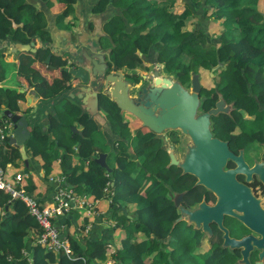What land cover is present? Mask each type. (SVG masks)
<instances>
[{
  "label": "flooded vegetation",
  "instance_id": "af4514ba",
  "mask_svg": "<svg viewBox=\"0 0 264 264\" xmlns=\"http://www.w3.org/2000/svg\"><path fill=\"white\" fill-rule=\"evenodd\" d=\"M53 1L50 4L49 0H40L42 10L31 4L32 10L25 5L28 4L25 0H18L13 14L7 15L12 30L4 33L0 40L1 43L6 41L7 45L13 42L23 44L33 42L30 48L34 49V52H11L15 57V64L18 68L21 57L27 55L32 60L33 67L39 70L47 83L50 85L62 83L61 90L56 94L58 95L75 85L86 86L88 75L86 72L82 73L86 77L84 82L80 83L79 79L71 82L68 72L72 65L66 55L51 54L49 62H46V58L50 54L49 42L52 41V35L48 28L52 29L55 23L59 30L68 32L67 36L70 39L66 38L64 43L69 47L76 43L82 35L85 39L88 38L92 45L96 43V38L90 35L94 31V25L88 20H84L82 23L85 24L84 31L88 34H82L79 31L78 37L76 28L80 24V20L75 14L76 0ZM230 1L239 2L240 14L235 17V20L231 18L232 12L229 10L224 11L220 18H216L215 12L211 10L213 6L210 5L203 30L208 42L211 33L217 34V40L214 42L216 45L211 44L215 49L218 46V37L223 32L226 40L238 41L237 59H231L227 54L222 61H216L214 64L213 56L205 54V65L209 64V67L205 69L208 77L207 82L212 81V83L205 87L202 85L199 93L201 111L204 112L213 108L220 97L223 100V110L216 115L210 114V121L213 136L223 142L227 148L225 172L216 174L212 172L208 177L207 184L198 183V178L191 170L192 165L187 167L184 164V159H187L184 156L187 146L186 136L177 129H168L161 135L155 134L147 127L142 126V123L133 115L121 111L116 103L103 93L102 87L98 92V106L100 113L110 123L114 133L115 138L111 140V145L113 153H116L115 166H109L107 157L110 153L107 151L110 147L105 144L106 140L102 132L98 130L97 124L89 118L86 109H84L88 107V103L87 105L82 103L76 95L73 97L83 109L76 108L79 122L74 127L78 132H73L67 138L74 133L83 138L91 137L93 142L96 141L97 136L103 138L107 149L99 150L93 144L94 152L91 156L79 158L82 165L80 169L90 168V162L96 163L94 159L98 157L99 153H107L106 163L111 170L96 163L95 171L98 176L103 175L111 178L112 181L109 184L112 189H108V184L104 187L106 194L111 199L115 191L118 193L121 191L117 186L118 176L121 174L140 182L134 173L135 163L143 172L140 190L146 201L149 202L152 198L157 197L159 210L168 209L172 216L171 220L162 221L163 226H169L170 230H178L183 227L192 231L194 240L207 242L212 249L209 253L212 256L227 257L232 259V264H234L242 257V254H245L248 255L250 264H256L260 250L253 243L241 248L230 246L228 242L224 243L226 237L224 235L228 234V237L234 240L245 237L256 240L264 235V0H226V2ZM214 2L217 1L208 0L209 4ZM110 3L113 10L112 17L104 23L103 34L97 37L100 48L108 50V53L103 55L107 64L104 70V80L109 73H121L122 80L130 83V93L134 94L141 84L139 74L148 72L151 69L150 63L156 62L155 60H158L164 73L177 74L178 71H170L167 66L172 65L180 70L181 55L175 54V47L179 48V45L169 46L172 53L166 54L164 51L166 43L162 41L163 47L160 53L155 54V44L152 45L148 37H146V42L141 40V43L138 44L137 40L143 33L139 32L137 25L131 24L133 21L131 10L127 12V17L124 19L125 7L122 4H116L114 0H98L92 7V13L103 12ZM172 8L173 6L168 7V9ZM172 11L175 14L181 13L180 9H172ZM18 15L20 17H17ZM189 18L191 22L187 30L196 32L197 29H202L203 20L197 14L196 9L191 10ZM35 21H38V24L34 27ZM29 26L33 27L29 29ZM134 31L137 32L134 34ZM15 32L16 36L11 37V34ZM248 34L250 35L249 43L246 42ZM213 36H215L214 33ZM226 45H229L227 41ZM186 46L184 49L186 52L183 54L194 60L197 51L192 45ZM4 48L9 49L8 47ZM92 55L99 58V54L96 52H93ZM0 56L4 61L3 50L0 51ZM192 72L198 71L190 69L186 75H183V78L179 76L176 78L183 86L190 88ZM38 85L31 84L32 91L38 94L39 98H43L38 93ZM93 89L94 87L90 91ZM21 94L23 95V93ZM50 129H52V125ZM123 131H128L129 134L125 135ZM52 140L54 141V139ZM56 141L54 142L58 144L59 139ZM171 157L175 162H171ZM120 164H123V167ZM154 181L157 184L152 187ZM111 193L113 194L110 195ZM83 194L91 196L87 193ZM218 202L221 203L223 209L239 215L241 219L227 212L213 211L212 207ZM122 204L124 202H114V212L117 213L123 209L125 212L129 210L124 215L133 221L134 202L128 203L127 209L125 204ZM197 206L199 207L197 208ZM107 208L110 212V204ZM203 226L207 228L206 232L202 231ZM223 244L225 247H222ZM261 261L264 264V257Z\"/></svg>",
  "mask_w": 264,
  "mask_h": 264
},
{
  "label": "trees",
  "instance_id": "16d2710c",
  "mask_svg": "<svg viewBox=\"0 0 264 264\" xmlns=\"http://www.w3.org/2000/svg\"><path fill=\"white\" fill-rule=\"evenodd\" d=\"M132 1V3H136V0ZM216 1L209 4L208 0H165L159 10L148 13L149 19H156L153 26L150 25V20L144 21L141 9L131 7L132 20L135 24L140 23L139 27L143 28L139 31L143 34L138 38V44L141 43V40L146 42V37H148L152 45H157L158 41L154 39L160 38L154 32H148L147 30L149 28L163 29L161 39L167 44V48L169 46L172 47L173 44L179 45V48L175 47V54L177 56L181 55L180 60L188 63L183 66L181 65L180 70L172 65L167 66L170 71H178L174 76L181 78L190 69L200 72L202 70L206 71L205 69L209 67V64L205 65V54L213 56L214 64L216 61H222L227 54L230 55L231 59H237L238 41H234L233 39L226 40L224 32L219 33L218 46L215 49L211 44L205 46L207 37L203 30L204 23H202V29H197L196 32L187 30L186 22L191 21L189 14L193 9L200 12L203 22H205L209 15L210 10L208 6L210 5L213 6L211 10L215 12L216 18H220L226 10L232 12L230 16L234 20L240 14L238 1ZM17 2L18 0H0V38L4 36V33L6 34L12 30L7 15L13 14ZM174 3L180 9L181 13L178 15L172 9H168ZM25 5L33 10L31 4ZM17 17H20V15ZM33 24L35 27L38 21H35ZM148 24L149 26H147ZM32 27L29 26L28 28L31 29ZM15 34L16 32L11 34V37H15ZM249 39L250 35L248 34L246 37L247 43H249ZM226 41L229 43L228 46L226 45ZM184 43H189L197 51L194 60L189 59V56L183 54L186 52L184 49L187 47ZM186 58H188V61H186ZM17 72L24 79L19 82L39 84L37 90L44 99L54 97L63 86L62 83L55 85L47 83L44 76L39 73V70L33 67L32 60L27 55L21 57V63L17 68ZM5 76L6 71L3 68L2 57L0 56V82L4 80ZM22 99L23 95L20 92L16 90L12 91L10 87L0 86V127L3 121L8 119L4 114V110L9 109L12 112H20L18 103ZM51 136L59 139V143L56 144L57 147H63V153L59 159L60 164L64 166V170L60 174L64 178V183L78 194L87 193L94 198H102L98 204V208H102L101 205L103 202H106L104 199L108 196L104 187L108 184V189H112L109 184L112 181L111 178L103 175L98 176L95 171L96 163L93 161L89 164L90 168L86 170L78 168L79 158H87L94 152L93 139L91 137H80L76 133L68 138L65 137L61 125L56 123L53 118ZM7 140L8 138L6 137L3 141H0V160L2 152H7L10 162L16 163L22 161L19 150L14 147L9 148ZM61 142L62 144H60ZM54 146L55 142L52 138L49 139L47 134L42 132L39 127L31 130L30 137L25 144L26 151H30L34 155H42L45 161L43 165L44 169L51 165V158L48 159V152ZM1 164L5 166L3 163ZM120 166L123 167V164H120ZM16 175L20 176V182L27 192L34 195L37 199L42 196L45 182L39 180L36 174L18 172ZM46 178L48 179L47 176ZM156 184L154 181L152 187ZM117 186L121 191L125 192L121 193L122 195H116L115 191L110 202V213L106 212L99 214V216L113 220L115 223L113 226L114 230L117 228L122 229V224L125 227H133L132 230H124L125 236L119 239L118 244L114 246L113 250H110V247L114 244L109 239L110 229L103 230L104 234L101 239L94 238L91 232L95 231L96 228L93 227L92 223L88 232L85 231L86 225L90 224L91 221V218L85 215L82 224L79 225L78 232L68 231L69 234L65 237L70 246L69 255L62 250L57 252L46 250V248L36 243V237L41 230L36 218L29 212L27 206L22 201L11 199L8 193L0 189V264H104V261L109 256L114 258L116 264H186L190 258L194 261V264H200L190 254L188 243L182 246L181 254H178L174 248L170 247L171 241L175 237L173 235L175 229H165L162 221L165 219L171 220L172 216L168 209L159 210V199L157 197L147 202L140 190V182L127 177L125 174L118 176ZM120 197L125 204L122 205L126 209L128 203L134 202L135 206L132 207L135 210L133 221H130L122 211H120L122 213L114 212V202H119ZM71 210L69 209L72 215L78 213L76 208L73 209L74 211ZM119 210L121 209L119 208ZM126 212L128 213L129 210H126ZM162 212H165V214H162ZM220 258L230 260L227 257Z\"/></svg>",
  "mask_w": 264,
  "mask_h": 264
},
{
  "label": "water",
  "instance_id": "95a60500",
  "mask_svg": "<svg viewBox=\"0 0 264 264\" xmlns=\"http://www.w3.org/2000/svg\"><path fill=\"white\" fill-rule=\"evenodd\" d=\"M25 2L33 5L34 1L25 0ZM97 2L98 0H76V4H74L75 14L80 20V24L76 28L77 35L79 37V31L82 34H88L84 31L85 24H82L84 20L93 22L94 31L90 35L96 38L94 45L90 43L88 38L85 39L84 35H82L71 47L66 46L64 40L66 38L70 39L67 36L68 32L59 30L55 23L52 29L48 28L52 35V41L49 42L50 54L46 58V62H49L51 54L55 56L66 55L72 65V68L68 72L70 74V81L79 79L80 83L84 82L86 77L82 73L86 72L88 75L86 86L75 85L69 90L60 92L55 97L49 99L35 98L31 101L28 94L33 97L34 95L38 96V94L32 91L29 82H25L26 89L19 91L27 93L26 106L31 105L33 109L21 110L18 113L12 112L9 109L4 110L6 117L13 123L7 144L9 148L14 147L19 150L24 164L23 172L27 174L34 167L32 165L34 159L31 157V153L26 151L25 147L31 130L39 127L51 139V132L49 131L52 125L51 119L53 118L60 123L55 110V105L58 102L63 99L68 100L83 109L73 97L75 95L81 99L82 103L86 105L88 103V107L84 109H86L89 118L97 124L98 130L102 132L106 140L105 144L110 147L109 151L113 152L111 140L115 138L114 133L112 132L110 123L100 113L98 106V92L101 87L104 89L103 93L115 102L121 111L133 115L142 123V126L147 127L155 134L161 135L168 129L180 130L187 140L184 152V156L187 159H184V164L187 167L192 165L191 170L198 178V183L207 184L209 181L208 177L211 176L212 172L215 174L225 172L224 165L228 156L226 152L227 148L223 142L213 136L210 121V114L216 115L219 111L223 110V100L221 97L213 108L206 112L201 111L199 93L202 86L199 74L191 73V85L190 88H187L181 84L176 76L164 73L158 60L150 63L151 69L148 72L139 74L141 84L137 87L134 94L130 93V83L122 80L123 75L121 73H109L104 80V70L107 64L103 55L108 53V50L100 48L97 37L103 34V25L112 17L113 10L110 3L103 12L92 13V7ZM62 36L64 37L60 39ZM32 44L33 42L29 44L13 42L7 45L6 41L1 43L0 40V51L3 49L9 53L17 51L34 52L35 50L30 48ZM4 47H8L9 49ZM93 52L99 54V58L94 57L92 55ZM93 87L94 89L90 91ZM74 91L75 94H73ZM71 129L73 132H78L74 126ZM106 157L107 153L102 152L99 153L94 161L102 167L111 170L106 163ZM171 162H175L173 157H171ZM36 169L38 170V168ZM212 208L215 212L222 211L236 215L231 211L223 209L219 202ZM122 211L126 213L124 209ZM236 216L241 219L239 215ZM202 231L206 232L207 228L203 226ZM224 237V243L228 242L230 246L238 248L253 243L260 250L259 259L256 261V264H262L261 260L264 257V235L262 238L256 240H251L249 237L234 240L229 238L228 234H225ZM222 247H225V245L223 244ZM234 264H250L248 255L242 254V257L236 260Z\"/></svg>",
  "mask_w": 264,
  "mask_h": 264
},
{
  "label": "rangeland",
  "instance_id": "374dc122",
  "mask_svg": "<svg viewBox=\"0 0 264 264\" xmlns=\"http://www.w3.org/2000/svg\"><path fill=\"white\" fill-rule=\"evenodd\" d=\"M54 1L53 0H49V3L52 4ZM114 2L116 4L119 5H123L125 7V10L123 12V18L125 19L127 17V12L131 9V7L134 8H139L142 10V16L144 21L150 20V25L153 26L154 24V19H149L148 13H150L151 11L154 10H159L160 7L162 6V4L165 2V0H136V3H132V0H114ZM173 6V10H177V4H173L171 5ZM52 7V6H51ZM157 13V12H156ZM179 13H176V15H178ZM197 14L201 17L200 12L197 11ZM202 18V17H201ZM190 22H186V27H189ZM205 23V22H203ZM131 24L133 26L137 25V29L140 31L143 28L139 27V24H135L134 21L131 22ZM130 26V25H129ZM149 26V24L147 25ZM218 29H220L218 27ZM148 32H154L160 39H154L156 41H158V44L155 45L154 48V53L158 54L160 53V50L163 47L162 44V35H163V29L157 28V29H151L149 28L147 30ZM137 31H134V34ZM213 33L215 34V36H213ZM211 33V35L209 36L210 40L209 42L206 41L205 46L209 45V44H215V40H217V34L215 32ZM186 45H189V43H184ZM164 51L166 54H168L169 52L172 53V50L169 49V47L167 48V44L164 45ZM3 64V68L5 69L6 73H7V81H23L24 79H22L17 72V65L15 63H10V62H5L2 61ZM186 63L182 60L181 61V65H185ZM197 74H199V79H201L200 84L201 86L203 85V87H205L206 85H211L212 81L207 82V71L202 70L201 72L198 71L196 72ZM217 75V74H216ZM210 79H212L211 77H209ZM218 79V78H217ZM217 79H215L217 81ZM189 84V83H188ZM4 85V84H3ZM12 91L16 90V87H10ZM55 97V96H54ZM77 106L71 102H69L68 100H61L60 102H58L55 105V110L57 113V116L60 120V123L57 122L55 120L56 123L60 124L62 127V130H65L67 132L68 135H71L73 133V130L71 129L72 126H76L78 125L79 119H78V112L76 110ZM33 108L30 107V110H32ZM123 133L125 135H128L129 132L128 131H123ZM96 137V136H95ZM94 145H96V147L100 150V149H104L105 150V144H104V140L101 136H97L96 137V141L93 142ZM133 145H135L133 143ZM75 147V146H74ZM107 149V148H106ZM110 154L107 157V162L109 164V166H115V157H116V153L107 151ZM120 152V151H119ZM63 153V149L62 147H57L54 146V148L52 150H50L48 152V159L51 158V165H49V167H47L46 169H44L46 176L47 177H52V176H60V174H62L63 170H64V166L61 165L60 163L57 162V160H60L59 158L61 157V154ZM1 157L4 159L6 157V153L2 152ZM37 157L41 160V162L45 163L42 155L40 154V156L37 155ZM47 159V160H48ZM43 163V164H44ZM82 165L80 164V159L78 160V168H81ZM134 167H135V172L136 175L138 176V179L140 182H143V172L141 170L140 167L137 166V164L134 163ZM154 171V168H153ZM16 172V168L13 169H8V171L6 172L5 176H6V180H10L13 184H14V174ZM112 188V187H111ZM125 191H120V193L116 192V195L121 193H124ZM120 201L119 203L123 202L122 198H119ZM83 210V209H82ZM84 211V210H83ZM78 213H76V217L80 218L81 215V211H77ZM108 224L111 226L114 225V221L111 220L110 222L107 221ZM122 229L120 230L119 228L111 231V236L109 237V239L111 241L114 242V244H118L119 242V236H121L122 238L125 236L124 235V230L125 231H130L132 230L133 227H125V225H121ZM165 229L170 230L169 226H164ZM175 237L173 238V240L171 241V248H174L176 250V252L178 254H181L182 252V246L185 243H188V250L190 251V254L194 256V260H196L197 262H199L200 264H231L232 259L227 260V259H223V258H219L217 256H212L209 253L211 252V248L208 246L207 242L205 241H199V240H194L195 238L193 237L192 231H189L187 228H179L178 230H174V234ZM193 237V238H192ZM157 249V248H156ZM155 249V250H156ZM111 253V252H109ZM223 259V260H222ZM221 260V262H220ZM220 262V263H219ZM186 264H194V261L190 258Z\"/></svg>",
  "mask_w": 264,
  "mask_h": 264
},
{
  "label": "built area",
  "instance_id": "2783aa9c",
  "mask_svg": "<svg viewBox=\"0 0 264 264\" xmlns=\"http://www.w3.org/2000/svg\"><path fill=\"white\" fill-rule=\"evenodd\" d=\"M12 126L13 123L10 119L3 121L0 127V141L9 137ZM5 174V166L0 163V189L8 193L11 199L22 201L27 206L29 212L36 218L41 229L36 237V243L46 248V250L55 252L62 250L69 255V242L65 237L60 235V231L55 225V218H58L72 208L83 209L86 215L92 216V219L96 218L100 214L98 204L102 198L78 194L64 183L63 177L52 176L50 180L55 181L54 193L51 200L42 205L34 195L27 192L23 187L19 175L14 176L13 184L10 180H6ZM104 200L110 204L112 199L110 196H107ZM90 227V224L86 225L85 231L88 232ZM108 264H116L114 258L110 257Z\"/></svg>",
  "mask_w": 264,
  "mask_h": 264
},
{
  "label": "crops",
  "instance_id": "0c3cea01",
  "mask_svg": "<svg viewBox=\"0 0 264 264\" xmlns=\"http://www.w3.org/2000/svg\"><path fill=\"white\" fill-rule=\"evenodd\" d=\"M32 1H34L33 2V5L36 6V8L39 9L40 8V4H41L39 2L40 0H32ZM3 53L5 55V60H4L5 62H10V63H13L14 62L15 63V57L12 55V53H9L6 50H3ZM0 86H4V87H14L15 86L17 92H20L19 90H25L26 89L25 82L7 81V73H6V76H5L4 80L0 82ZM26 94L27 93H23V99L20 100L19 103H18V105L20 107V110H25L28 107H32L31 105L28 106V107L26 106V101H27ZM28 96L31 99V101L33 99H35V98L36 99L39 98V96H35V95H34V97L33 96H30V94H28ZM49 131L51 132V129ZM64 134H65V137L68 136V134H67V132L65 130H64ZM51 138L54 139V141H56V139H55L54 136H51ZM0 144H1V142H0ZM59 147H61V146H59ZM28 152H30V151H28ZM5 153H6V157L4 159L1 158L0 161H1V163H3L5 165L6 172L8 171V169L16 168V172H15L14 175H16L18 172L24 173L23 172L24 171L23 161L16 162V163L15 162L14 163L13 162H10L9 161V158H8V153L7 152H5ZM30 153H31V157L34 159V162L32 164L34 167L31 170H29L27 172V174L30 173V172L33 173V174H36L39 180L45 182V184L43 186V189H42V192H43L42 193V196L38 197L39 202L42 205H45L52 198V195H53L54 190H55V181H51L50 180L51 176L48 177V179L46 178V173H45L44 168H43V165H44L43 163L44 162L42 163L41 160L37 157V155H34V154L32 155V152H30ZM38 156H40V155H38ZM57 162L60 163V160H57ZM35 167L38 168V170ZM108 205H109V203L107 201L106 202H103V204L101 205L102 208H98V211L100 212V214L109 212V209L107 208ZM73 209L74 208H72V210ZM77 210L78 211H81L80 218H77L75 214L72 215L69 210L66 211L65 213H63L62 215H60L58 218H55V225L58 227V229L60 231V235L62 237H66L67 234H69L68 231H70V232H76L77 231L78 232L79 225L82 224L83 218L86 215V213L82 209H77ZM86 216H88V215H86ZM89 217L91 218L90 225L92 223L93 227L96 228L95 231L93 230L91 232V234L93 233L92 236L94 238L101 239L102 236H103V234H104L103 233V230H105V229H110V236H111V231H112L114 225L113 226L112 225L110 226L108 224V222H107V221L110 222L111 219L101 218L100 216H97L96 218L94 217L93 219H92V216H89ZM68 222H69V224H68ZM120 238H121V236H119V239ZM115 245L116 244H113L112 246L114 247ZM108 262H110V256H109L108 259H106L104 261V264H108Z\"/></svg>",
  "mask_w": 264,
  "mask_h": 264
},
{
  "label": "clouds",
  "instance_id": "9594fccd",
  "mask_svg": "<svg viewBox=\"0 0 264 264\" xmlns=\"http://www.w3.org/2000/svg\"><path fill=\"white\" fill-rule=\"evenodd\" d=\"M120 230H121V229H120ZM116 245H117V244H116ZM113 249H114V247H113V246H111V247H110V250H113Z\"/></svg>",
  "mask_w": 264,
  "mask_h": 264
}]
</instances>
